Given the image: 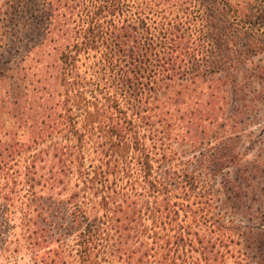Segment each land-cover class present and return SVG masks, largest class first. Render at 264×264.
Returning a JSON list of instances; mask_svg holds the SVG:
<instances>
[{
    "label": "trees",
    "instance_id": "16d2710c",
    "mask_svg": "<svg viewBox=\"0 0 264 264\" xmlns=\"http://www.w3.org/2000/svg\"><path fill=\"white\" fill-rule=\"evenodd\" d=\"M6 2L0 264H264V0Z\"/></svg>",
    "mask_w": 264,
    "mask_h": 264
},
{
    "label": "rangeland",
    "instance_id": "374dc122",
    "mask_svg": "<svg viewBox=\"0 0 264 264\" xmlns=\"http://www.w3.org/2000/svg\"><path fill=\"white\" fill-rule=\"evenodd\" d=\"M7 0H0V57L2 55L5 56V58H9V55L7 54L9 48L11 47V43L9 42L10 36H8L7 34L5 36H3V33H5V31H9V28L6 26V24L3 22H6L7 20L10 21V18H8L7 20L6 15H4L5 13V3ZM9 33H11V31H9ZM8 36V37H7ZM21 56L20 55H16L15 57H13V59L18 60ZM57 57V55H56ZM258 59V58H257ZM55 74L59 73L58 70H54ZM31 73H33L32 70H30L28 72V74L31 75ZM54 73V72H52ZM234 147L240 151L241 153H243V159L241 160V163H245V164H250L249 166H252L251 164L254 163L255 160V155H258L259 150L264 149V121L259 122L256 125H252V126H243L242 128V132L238 133V137L235 139L234 141ZM242 165L239 166H235L232 167V169L230 170L232 173L231 178L235 181H237L239 186H244L245 188H243L244 190L247 189V182L245 181H241L239 180V174H240V170H241ZM250 173H247V175H249ZM221 181V178H219L216 182L219 183ZM254 186H255V195H264V175H262V177L260 179H255L254 180ZM219 188V187H218ZM262 192V193H261ZM249 197H255V195H253L252 191L249 190L248 191ZM227 196L228 193L227 192H223L222 194H220L219 196V206L222 209H227L226 204L228 202L227 200ZM254 207H256V204H252ZM251 205V207H252ZM262 213L264 214V211L261 210ZM232 217V216H230ZM235 218V221L238 224H241L243 226L249 225V221H247L245 218H243L242 216L237 215V217H233ZM259 223V222H258ZM260 224H258L259 226ZM251 264H261L259 259H252Z\"/></svg>",
    "mask_w": 264,
    "mask_h": 264
}]
</instances>
